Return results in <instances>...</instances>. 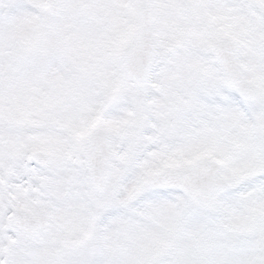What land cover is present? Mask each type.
<instances>
[{
	"label": "snow or ice",
	"instance_id": "snow-or-ice-1",
	"mask_svg": "<svg viewBox=\"0 0 264 264\" xmlns=\"http://www.w3.org/2000/svg\"><path fill=\"white\" fill-rule=\"evenodd\" d=\"M0 264H264V0H0Z\"/></svg>",
	"mask_w": 264,
	"mask_h": 264
}]
</instances>
